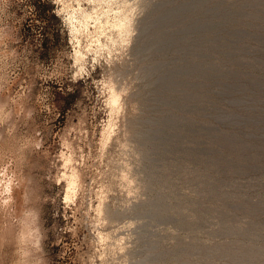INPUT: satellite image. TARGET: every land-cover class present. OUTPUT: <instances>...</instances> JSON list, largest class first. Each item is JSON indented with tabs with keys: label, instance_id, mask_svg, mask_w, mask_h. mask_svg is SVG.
<instances>
[{
	"label": "rangeland",
	"instance_id": "1",
	"mask_svg": "<svg viewBox=\"0 0 264 264\" xmlns=\"http://www.w3.org/2000/svg\"><path fill=\"white\" fill-rule=\"evenodd\" d=\"M13 2L22 75L39 92L40 114L26 129L10 103L0 138L15 151L31 132L44 148L39 163L28 149L18 154L22 171L9 170L19 183L0 205V264L20 261V222L42 207L41 165L65 181L51 189L59 188L61 212L65 187L69 200L77 197L64 214L84 225L81 233L99 224L109 255L132 237L129 264H264V0L50 2L68 17L63 24L46 0ZM73 60L84 77L75 84ZM54 210L45 206L47 227ZM54 238L46 242L53 256ZM19 246L34 264L35 250ZM73 246L84 248L79 238Z\"/></svg>",
	"mask_w": 264,
	"mask_h": 264
},
{
	"label": "clouds",
	"instance_id": "2",
	"mask_svg": "<svg viewBox=\"0 0 264 264\" xmlns=\"http://www.w3.org/2000/svg\"><path fill=\"white\" fill-rule=\"evenodd\" d=\"M23 0H21V3ZM54 5L61 4V0H50ZM17 5L13 0H0V126L5 125L12 116V112L9 109L8 105L16 104L17 116H25V128L28 127V122L34 123L35 119L39 113V92L36 90L35 85L31 88L25 87L24 77L22 75L24 71V61L21 56L25 51L21 45L24 44V37L21 35V29L15 28L12 19L13 12L16 11ZM55 15L60 18L61 23H65L68 20L63 14V9L57 10V7L53 9ZM75 29V25L72 24L69 28V44L72 43V30ZM78 61L73 60V68H76V71H73L71 76V83L75 84L80 80H84V77L80 75V72L83 69L77 68ZM90 77V76H89ZM49 81H53V78L50 76L48 80H45L44 83L48 85ZM54 82V81H53ZM73 91V89H69ZM9 135L15 131V127L6 129ZM39 136V133H37ZM63 147V145L61 146ZM44 148L43 139H37L32 135L31 132H28L26 136L23 137V142L19 145L18 148L13 151L12 147L3 139L0 138V185L3 186L4 192L0 193V196H5L6 199H0V205L9 204L13 197V187L19 182L16 180V172L12 171L13 165H17L18 168H21L24 163V160L20 158L19 153H25L28 149H31V156L36 157L37 162L39 163V155L41 149ZM61 158L63 157V152L60 153ZM28 157L25 156L26 160ZM19 162V163H17ZM63 166V165H62ZM37 174L41 177L40 190L36 193L37 201L42 202V207L39 212L35 210H28L24 213L25 218L33 216L34 219L31 222H27V219L22 220L21 231L18 236V246L15 249L17 254L20 257V261L17 264H25L26 258L32 255L30 251H24L19 245H30L31 249H34L37 253V259L34 264H108L109 261H112V264H115L116 261L123 258V264H129L130 257H127V250L130 246V241L132 237L127 238V243L125 245L124 238H121L117 243L121 246L112 247L111 255H109V249L107 247L110 237L98 232L96 229L99 227L97 225H88L86 230L81 233L80 222L75 217H69L64 214L68 210L69 205H75L77 197L74 195L71 200H69L67 195V187L64 189V196L61 199L63 204V211H60V208L56 207V200L60 196L59 188L52 194L51 189L53 186H60L62 183H65L63 180H51L48 177V174L45 173L43 166L41 165L38 169H34ZM124 180H128V177L125 175ZM131 183V181H129ZM77 191H79V186ZM26 193H21V199ZM129 196L132 195L131 192L128 193ZM51 203L54 206V211L52 212L53 224L50 227L46 226V217H45V206ZM99 205L97 208L99 209ZM100 215H103L100 212ZM56 217H61L64 221L63 225H59L55 222ZM43 224L37 226L36 221L41 220ZM69 219L72 220V223L69 224ZM107 224V221H104ZM41 227L44 229L41 232ZM135 227L134 222L127 223L123 225L124 229H132ZM52 233L55 237L51 241V246H59L60 250L53 256L50 252V245L46 242L49 240V233ZM62 232V237L59 242H57V233ZM79 238L84 245L83 250L73 247H66L68 244H72ZM4 245V236L2 229H0V249ZM69 253H72L70 255ZM42 254V255H41ZM132 261V260H131ZM133 264V262H132Z\"/></svg>",
	"mask_w": 264,
	"mask_h": 264
},
{
	"label": "trees",
	"instance_id": "3",
	"mask_svg": "<svg viewBox=\"0 0 264 264\" xmlns=\"http://www.w3.org/2000/svg\"><path fill=\"white\" fill-rule=\"evenodd\" d=\"M46 4H47L48 8L50 9V14H51V16L57 17V16L55 15L54 11H53L54 7H53V5L50 3L49 0H46Z\"/></svg>",
	"mask_w": 264,
	"mask_h": 264
}]
</instances>
